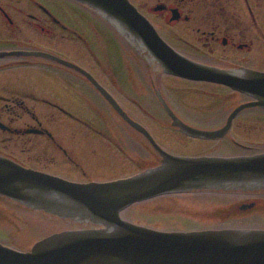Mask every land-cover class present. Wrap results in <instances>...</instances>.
Returning a JSON list of instances; mask_svg holds the SVG:
<instances>
[{
  "label": "flooded vegetation",
  "instance_id": "obj_1",
  "mask_svg": "<svg viewBox=\"0 0 264 264\" xmlns=\"http://www.w3.org/2000/svg\"><path fill=\"white\" fill-rule=\"evenodd\" d=\"M125 1L177 55L231 80L263 78L264 0ZM263 154L264 103L255 96L168 74L77 0H0V157L88 184L161 167L165 155ZM166 196L177 197L182 219L218 222L176 232L264 230V188Z\"/></svg>",
  "mask_w": 264,
  "mask_h": 264
},
{
  "label": "water",
  "instance_id": "obj_2",
  "mask_svg": "<svg viewBox=\"0 0 264 264\" xmlns=\"http://www.w3.org/2000/svg\"><path fill=\"white\" fill-rule=\"evenodd\" d=\"M77 1L98 11L127 39L149 50L168 74L230 85L264 103V76L251 77H257V82L246 84L177 55L127 1ZM114 106L124 119L135 124ZM164 157L161 167L126 179L88 184L27 169L0 157V196L60 220L92 226L55 233L27 252L0 243V264H264V230L163 232L121 217L124 210L171 197L161 198L163 195L264 188V154L241 158Z\"/></svg>",
  "mask_w": 264,
  "mask_h": 264
},
{
  "label": "rangeland",
  "instance_id": "obj_3",
  "mask_svg": "<svg viewBox=\"0 0 264 264\" xmlns=\"http://www.w3.org/2000/svg\"><path fill=\"white\" fill-rule=\"evenodd\" d=\"M173 85L179 84L174 82ZM176 199L177 197L171 196L124 212L122 215L124 219L134 224L165 232L185 230L186 227L188 230H194L202 228L203 225H207L208 228L216 227L217 219L187 220L185 213V219H182ZM187 221L190 223H186ZM67 228L60 220L26 210L0 198V243L8 247L28 251L44 237Z\"/></svg>",
  "mask_w": 264,
  "mask_h": 264
}]
</instances>
